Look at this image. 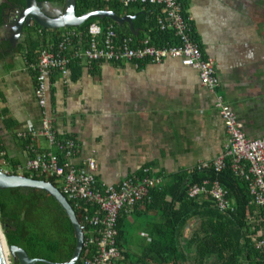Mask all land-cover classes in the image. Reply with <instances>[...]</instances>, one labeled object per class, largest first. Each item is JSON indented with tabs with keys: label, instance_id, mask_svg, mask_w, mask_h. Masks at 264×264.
<instances>
[{
	"label": "crops",
	"instance_id": "obj_1",
	"mask_svg": "<svg viewBox=\"0 0 264 264\" xmlns=\"http://www.w3.org/2000/svg\"><path fill=\"white\" fill-rule=\"evenodd\" d=\"M185 1L192 37L203 56L215 61V91L177 58L80 64L65 78L56 72L50 78L46 113L59 140H76L74 165L85 168L87 158L96 160L100 186L141 176L145 167L156 177L168 176L218 158L228 134L216 95L236 113L247 137L264 135V0ZM31 48L11 60L0 58V145L12 164L26 160L19 133L41 127L36 72L26 59ZM35 146L49 148L43 137ZM156 216L144 203L128 216L146 237L145 244L130 243L132 254L150 241Z\"/></svg>",
	"mask_w": 264,
	"mask_h": 264
},
{
	"label": "built area",
	"instance_id": "obj_2",
	"mask_svg": "<svg viewBox=\"0 0 264 264\" xmlns=\"http://www.w3.org/2000/svg\"><path fill=\"white\" fill-rule=\"evenodd\" d=\"M115 1L124 8L132 5H156L162 9L158 19L160 30H171L176 44L156 46L151 35L145 33L140 41L133 36L120 37L113 23L101 25L92 22L86 36L79 27L65 28L56 37L42 41L37 59L28 63V68L36 72L35 95L42 109L41 127L19 133L26 140V160L23 164H12L0 145V172L12 175L29 173L43 180H54L60 192L82 211L89 230L84 235L82 249L86 253L80 264H121L122 251L117 244V223L120 214H130L138 204L150 200L149 189L162 184L163 178L151 176L149 168L143 175H132L123 179L117 186H98L97 164L93 157L86 159L85 168H78L72 158L78 151L74 138L59 140L53 120L46 113V93L53 73L67 77L74 62L92 64L94 62H147L160 63L166 58H177L182 65L198 72L200 82L209 90L220 86L216 74L215 61L204 57L199 44L192 37L190 20L183 13L177 0H106ZM215 106L219 111L228 134V144L224 152L212 162H203L197 170L212 166L220 172L230 160L233 172L248 183L251 204L262 208L260 221L264 224V135L249 138L243 131L236 113L216 95ZM45 138L48 149L37 150L36 140ZM55 148V150H53ZM56 149L63 153L59 159ZM189 198L208 196L214 206L222 211H233L235 205L228 197L227 190L218 180L204 179L190 185ZM93 211L89 212L88 207ZM254 246L264 252V237L258 238Z\"/></svg>",
	"mask_w": 264,
	"mask_h": 264
},
{
	"label": "trees",
	"instance_id": "obj_3",
	"mask_svg": "<svg viewBox=\"0 0 264 264\" xmlns=\"http://www.w3.org/2000/svg\"><path fill=\"white\" fill-rule=\"evenodd\" d=\"M57 1L60 4L64 2ZM76 1L77 16L91 10H112L119 16L136 15L134 27L140 29L139 34L135 35L126 23L119 25L108 18H91L79 26L84 37L88 26L100 20L103 24L113 23L120 37L133 36L138 42L145 33H149L156 46L177 43L171 30L162 31L158 27V19L162 16L159 6L135 4L124 8L115 1ZM177 1L188 17L186 1ZM118 8L135 11L121 15L116 12ZM45 40L46 37L32 40V48L26 53L28 63L36 61L42 41ZM78 65L80 63L74 62L71 67ZM56 153L62 162L63 153L60 149ZM140 175H143V170ZM149 175L155 176L151 172ZM23 176L43 180L29 173H23ZM158 177L163 178L162 184L149 189L150 200L144 202L147 211L154 210L157 214L150 227L153 234H149L150 241L143 251L133 254V258L127 250H123V227L128 214L122 212L119 216L117 244L123 255L121 264H264V252L254 246L258 238L264 237V224L260 221L263 209L251 204L248 183L233 172L230 160H226V166L220 172H216L212 166L202 170L194 167L189 171ZM204 179L221 183L234 202L233 211L218 210L208 196L188 197V187ZM46 182L58 189L54 180ZM68 202L72 209L71 215L44 190L24 187L0 189V222L7 244L37 259L35 264H50L44 259L47 252L63 253L62 263L70 262L76 249V227L85 235L89 226L84 221L82 211L76 209L72 201ZM88 211H93V207L89 206ZM85 253L86 250L82 249L73 264H80ZM14 264L19 263L15 260Z\"/></svg>",
	"mask_w": 264,
	"mask_h": 264
},
{
	"label": "water",
	"instance_id": "obj_4",
	"mask_svg": "<svg viewBox=\"0 0 264 264\" xmlns=\"http://www.w3.org/2000/svg\"><path fill=\"white\" fill-rule=\"evenodd\" d=\"M76 4V0H64L63 4L59 5L58 15L54 16L49 14L44 8L40 9L36 3V0H27L26 6L22 9V13L24 16H27L28 19V21L25 23V26H32L29 23V21L32 20L34 24L43 29L59 30L61 28L79 27L91 18H108L119 25H123L125 23L128 24L130 31L135 35H138L140 32V29L134 27L136 15L119 16L112 10H91L80 16H77ZM30 34L31 31H26L25 37L29 36ZM13 187L37 188L44 190L59 202L61 207L68 215L72 214L71 205L69 204L67 198L60 192V190L52 187L48 182L25 177L23 175H12L0 172V189ZM1 232L5 246L8 249V256L4 255L0 239V264H11L9 255L17 257L19 264H35L38 261L37 259L30 258L24 250L9 246L2 229ZM76 238L74 258L65 264H73L74 261L79 257V254L82 250L84 235L80 231L79 227H76Z\"/></svg>",
	"mask_w": 264,
	"mask_h": 264
},
{
	"label": "flooded vegetation",
	"instance_id": "obj_5",
	"mask_svg": "<svg viewBox=\"0 0 264 264\" xmlns=\"http://www.w3.org/2000/svg\"><path fill=\"white\" fill-rule=\"evenodd\" d=\"M26 3L27 0H0V58L2 59L11 60L15 56H23L32 40H43L49 35L53 38L57 33V30L38 27L32 20L29 21L32 26H25L28 19L22 13V9ZM36 3L40 9L44 8L54 16L58 15L61 5L57 0H36ZM28 30L31 34L25 37V32Z\"/></svg>",
	"mask_w": 264,
	"mask_h": 264
},
{
	"label": "rangeland",
	"instance_id": "obj_6",
	"mask_svg": "<svg viewBox=\"0 0 264 264\" xmlns=\"http://www.w3.org/2000/svg\"><path fill=\"white\" fill-rule=\"evenodd\" d=\"M134 9H124V8H118L116 10V12L118 14H124L126 12H134ZM98 23H100L101 25H103V22L100 20H96ZM65 28H61L59 30H57V34H60L64 31ZM52 36V35H49ZM47 36L46 38H51ZM23 64V60L22 58L19 59L18 61V65H22ZM130 214L125 216V221H124V236H123V246L124 248L127 250V252H129V255L131 258H133V254L130 251V243L132 242L133 244L137 245L139 243H146V237L140 233L139 227L136 224H129L131 222V219L128 218ZM128 218V219H127ZM134 218V217H132ZM135 219V218H134ZM126 224V225H125ZM0 227L3 231L1 222H0ZM4 233V232H3ZM137 253L140 251V248L137 247L134 249ZM64 251L66 252V249H64ZM62 251V252H64ZM63 253H57V254H53L51 252H47L44 256V259L46 262L48 263H62L63 262V257L61 256ZM9 260L11 261V264H14L15 260H17V257H14L12 255H9Z\"/></svg>",
	"mask_w": 264,
	"mask_h": 264
},
{
	"label": "bare ground",
	"instance_id": "obj_7",
	"mask_svg": "<svg viewBox=\"0 0 264 264\" xmlns=\"http://www.w3.org/2000/svg\"><path fill=\"white\" fill-rule=\"evenodd\" d=\"M0 239H1V243H2V249H3V252H4V255L8 256V249L7 247L5 246V243H4V240H3V237H2V232H1V228H0Z\"/></svg>",
	"mask_w": 264,
	"mask_h": 264
}]
</instances>
